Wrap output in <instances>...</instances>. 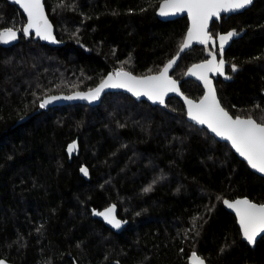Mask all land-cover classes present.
Here are the masks:
<instances>
[{
    "label": "trees",
    "instance_id": "16d2710c",
    "mask_svg": "<svg viewBox=\"0 0 264 264\" xmlns=\"http://www.w3.org/2000/svg\"><path fill=\"white\" fill-rule=\"evenodd\" d=\"M162 2L45 0L62 43L52 47L25 36L23 13L0 0V31L19 35L0 45V259L189 264L196 252L208 264H264V236L248 245L223 204L264 203V177L190 121L180 99L154 104L121 91L98 106L40 107L47 96L92 90L119 70L159 73L189 28L187 17L160 19ZM230 31L237 35L224 49L229 78L215 80L218 98L233 117L264 122V0L222 17L209 33L218 40ZM207 59L195 46L172 71L194 101L204 90L186 73ZM112 204L129 222L121 233L92 217L91 209Z\"/></svg>",
    "mask_w": 264,
    "mask_h": 264
},
{
    "label": "snow or ice",
    "instance_id": "6c2138e0",
    "mask_svg": "<svg viewBox=\"0 0 264 264\" xmlns=\"http://www.w3.org/2000/svg\"><path fill=\"white\" fill-rule=\"evenodd\" d=\"M19 4L23 11L27 14V25L23 28L25 36L31 30L35 31L36 36L44 40L55 42L52 35V25L49 23L44 10L42 0H14ZM252 0H163L159 9L161 16L174 15L176 13L186 12L191 27L188 29L185 39L180 45V51L183 52L192 46L193 42L207 45L213 40L212 35L208 31V24L212 18L219 19L221 13L235 12L245 8L251 4ZM237 33L230 31L227 34L220 35L219 39V55L221 59L217 61L216 53L210 52L212 57L200 64H194L189 70L188 75L195 76L202 80L207 89L205 95L199 102H195L185 97L187 104L188 118L199 125H206L207 128L216 136L221 137L231 143L235 151L243 157L247 163L256 171L264 173V122H257L255 119L240 117L233 118L221 106L217 99L216 90L212 86V82L208 79L209 72L225 75V61L223 60L224 46ZM17 39V33L12 28L0 31V43L7 44ZM176 63V58L170 60L160 71L158 75L136 77L131 73L119 70L113 75H109L99 87L88 93H76L71 96H52L43 101L40 107L43 108L53 100L59 99H81V100H97L100 93L105 88H124L131 92L134 96H147L153 102L159 101L164 103V97L169 92L180 94L177 81L169 77V70ZM232 71H237L232 66ZM226 79L229 77L225 76ZM75 143L68 146V152L71 154L76 150ZM84 175H88L86 168H81ZM146 188L145 191H150ZM223 203L232 209L238 217L239 225L242 230L244 239L249 244L256 242L257 236L264 234V203L257 204L248 199H237L235 201L223 200ZM95 215L102 216L107 223L115 228L121 226V221L115 216V206H111L104 212H95ZM191 264H205V261L196 253L192 252L190 256ZM0 264H5L0 260Z\"/></svg>",
    "mask_w": 264,
    "mask_h": 264
},
{
    "label": "water",
    "instance_id": "95a60500",
    "mask_svg": "<svg viewBox=\"0 0 264 264\" xmlns=\"http://www.w3.org/2000/svg\"><path fill=\"white\" fill-rule=\"evenodd\" d=\"M7 1H8L11 5L16 6V7H17V8L23 13V15H24L25 18H26V24H25V26H26V25H27V14L23 11V9L20 7L19 4H17V3L14 2V0H7ZM253 2H254V0H252V3L249 4V5H247L245 8H243V9H239V10H237V11H235V12L221 13V16H220L219 19L212 18V19L209 21V24H208V31L210 30V28H211V26H212V24H213L214 22L219 21L222 17H230V16H233V15H235V14H238V13H242V12H244L245 10H247L248 8H250V7L252 6ZM42 3H43V5H44L45 15H46V17H47L49 23L52 25V29H51V31H52V35H53V37L55 38V42H52V41H50V40H44V39H41L40 37L36 36L34 30H31V31L29 32V34L27 35V37H31V36H33L35 40L40 41V42H42L43 44H47V45L52 46V47L61 46L62 43L58 41L57 36H56V29H55V26H54V24L52 23L51 19L49 18V15H48V12H47V8H46V5H45V0H42ZM162 3H163V2H162ZM162 3L160 4V6L162 5ZM160 6H159V9H160ZM159 9H158V12H157V13H158V16H159L160 19H162V20H175V19L180 18V17H187V19H188V21H189V28L191 27V21H190V19H189V17H188V15H187L186 12H184V13H176V14H174V15H168V16H161V15L159 14ZM25 26H24V27H25ZM189 28H188V29H189ZM187 32H188V31H187ZM18 36H19V35L17 34V37H18ZM234 37H235V36H234ZM234 37H233V38H234ZM233 38H232V39H233ZM232 39H231V40H232ZM213 40L215 41L214 44H213V41H209V43H208L207 45H202V44H199V43H195V42H193V44H192V46H191L190 48L185 49L183 52L179 51V53L174 57V58H176V63H175V64L173 65V67L169 70V73H168L169 77H171L173 80L177 81L176 79H174V78L172 77V71L174 70V68H175L176 65L178 64V62H179L181 56L183 55V53L187 52L188 50H190L191 48H193V47H195V46H204L205 49H206V55H207V57H208L207 60H210V59L212 58V57L209 55V53L212 52L211 47L215 48V47L217 46L216 42L218 41V43H219V39H218V40L213 39ZM231 40H230V42H231ZM14 41H15V40L10 41V42L7 43V44L0 43V45H3V46H5V45H10V44H12ZM230 42L224 47V49L230 44ZM216 57H217V61H219V60L221 59V58H219V55H218L217 53H216ZM222 58H223V60L225 61L224 57H222ZM207 60H206V61H207ZM203 62H205V61H203ZM203 62H201V63H203ZM199 64H200V63H199ZM226 66H227V63H226V61H225V69H224V71H225V75H224V76L220 75L219 73H215V72H209V73L207 74V75H208V79L212 82V86H213V88H214L215 90H216V88H215V80L218 79V77H220V76H221L222 78L226 79V78H225V76H226ZM190 68H191V67H190ZM190 68H189V69H190ZM189 69H188V70H189ZM161 71H162V70H161ZM159 73H160V72H159ZM159 73H157V74H152V75H158ZM187 73H188V71H187ZM187 73H186V78H187V79H193V80H195L196 82H198V83L202 86V88H203V90H204V93H203V96H204L205 93H206V91H207V89L205 88L203 81L197 79L195 76H190V75H188ZM109 75H113V74L111 73V74H109ZM109 75H108V76H109ZM132 75H133V74H132ZM152 75H147V76H152ZM108 76H107V77H108ZM133 76H135V75H133ZM107 77H106V79H107ZM136 77H137V76H136ZM143 77H146V76H143ZM106 79H105V80H106ZM177 84H178V87H179V90H180V94H177V93H175V92H169V93L164 97V103H163V104L166 103V101H167L168 98H171V97H177L178 99H180V100L184 103V105H185V107H186V110H187V104L185 103V97H186V96L184 95V93H183L182 90H181L180 82H179V81H177ZM97 87H99V86H97ZM97 87H96V88H97ZM96 88H94V89H92V90H95ZM92 90L78 91V92H79V93H88L89 91H92ZM121 91L124 92V93H127V94L131 95V96L134 97L137 101H143V100H146V101H149V102L154 103V104H157V103L159 104V101L153 102L152 100L148 99L147 96H140V97L134 96L131 92L127 91V90L124 89V88H105V89L100 93L99 99H97V100L89 101V100H81V99H73V100L59 99V100H53L51 103L47 104V105L45 106V108H53V107H57V106H65V105H68V104H78V103H80V104H85V105H89V106H98V105L101 103L102 98H103L107 93H110V92H121ZM78 92H74V93H71V94H56V95L47 96V97H45V98L43 99V101L49 99V98L52 97V96H61V97H63V96H71V95H75V94L78 93ZM203 96L201 97V99L203 98ZM216 96H217V99L219 100L218 95H217V91H216ZM186 98H187V99H190V98H188V97H186ZM191 100H192V99H191ZM193 101H194V100H193ZM219 101H220V100H219ZM195 102H199V101H195ZM220 104H221V103H220ZM221 106H222V105H221ZM222 107H223V106H222ZM223 108H224V107H223ZM224 109H225V108H224ZM225 110H226V109H225ZM226 111H227V110H226ZM227 112L229 113V111H227ZM229 115H231V114L229 113ZM231 116H232V115H231ZM232 117H233V116H232ZM233 118H235V117H233ZM188 119H189V118H188ZM242 119H246V118H242ZM189 120H190V119H189ZM190 121H192V120H190ZM193 122H194V121H193ZM198 125H199V124H198ZM199 126L204 127L205 129H207V130L210 132V134H211L212 136H214L216 139H218L219 141H221V142H226V143H228V144L231 146V143H230L229 141L224 140V139H222L221 137L216 136L214 133H212V132L207 128L206 125H199ZM74 143H75V144L77 145V147H78V143H77V141H75ZM72 144H73V143H72ZM70 145H71V144H70ZM231 148H232V146H231ZM76 149H77V148H76ZM232 150H233V152H234V153H235V154H236V155H237L242 161H245V162L247 163V161H246L243 157H241V156L235 151V149L232 148ZM68 153H69V152H68ZM74 153H75V150H74L71 154H69L70 157H72ZM247 164H248V163H247ZM248 165H249V164H248ZM249 167H250V169H251L253 172H255L256 174H258V175L261 176V177H264V173H260V172L256 171V170L253 169L250 165H249ZM240 199H245V198H240ZM235 200H237V199H235ZM235 200H229V201L231 202V201H235ZM223 204H224V203H223ZM113 205H114V204L109 205L108 207L104 208V209L101 210V211L91 209L92 217L95 218V219L100 220V221H101V222H102L107 228H109L112 232H114V233H121V232H122V231H123L128 225H129V222H128L127 220H122V219L119 218V215H118L119 212H118V208H117L116 205H114V206H115V216H116V218H117L118 220L121 221V226H120L119 228H115V227H113L111 224L107 223V221H105L104 218H103L102 216H99V215H95V214H94L95 212H104L106 209H108L109 207H111V206H113ZM224 208H225L228 212H230L231 214H233V215L236 217V219H237V223H238V226H239V228H240L239 221H238V217L236 216L235 212H234L232 209H229L225 204H224ZM240 231H241V234H242V230H241V228H240ZM263 236H264V234H262L261 236H257V238H256V242H255L254 244H249V243L244 239L243 234H242V237H243L244 241H245L248 245H250L251 247H255L256 244L258 243V241H259ZM190 256H191V255H190ZM201 258H202V257H201ZM202 259H203V258H202ZM0 260H3V261L5 262V264H12V263L8 262L6 259H0ZM203 260L205 261V259H203ZM188 262H189V264H191V262H190V257H189ZM205 264H208V263L205 261Z\"/></svg>",
    "mask_w": 264,
    "mask_h": 264
},
{
    "label": "flooded vegetation",
    "instance_id": "af4514ba",
    "mask_svg": "<svg viewBox=\"0 0 264 264\" xmlns=\"http://www.w3.org/2000/svg\"><path fill=\"white\" fill-rule=\"evenodd\" d=\"M219 44V43H218ZM211 50H212V52H215V53H217L218 55H219V46L217 45L215 48H211ZM219 58H221V56L219 55ZM219 78H221V76L220 77H218V79Z\"/></svg>",
    "mask_w": 264,
    "mask_h": 264
},
{
    "label": "rangeland",
    "instance_id": "374dc122",
    "mask_svg": "<svg viewBox=\"0 0 264 264\" xmlns=\"http://www.w3.org/2000/svg\"><path fill=\"white\" fill-rule=\"evenodd\" d=\"M224 34H227V33H222V34H220V35H224ZM220 35H219V36H220ZM229 42H230V40L225 44V46H226ZM225 46H224V47H225Z\"/></svg>",
    "mask_w": 264,
    "mask_h": 264
}]
</instances>
